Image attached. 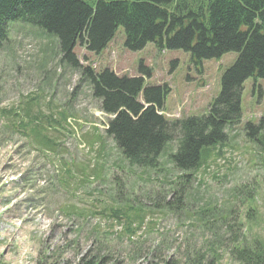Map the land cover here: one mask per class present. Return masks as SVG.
Segmentation results:
<instances>
[{"label": "rangeland", "instance_id": "374dc122", "mask_svg": "<svg viewBox=\"0 0 264 264\" xmlns=\"http://www.w3.org/2000/svg\"><path fill=\"white\" fill-rule=\"evenodd\" d=\"M124 39L119 27L98 54L77 42L80 65L71 68L60 62L55 36L8 24L0 45V264H83L96 257L103 264H237L225 234L233 209L240 243L264 244V135L245 133L246 123L264 117V78L243 82L240 122L227 129L207 167L183 184L169 160L176 139L154 171L126 162L105 135L107 117L82 72L108 69L142 75L145 86L168 85L163 115L171 121L206 114L237 53L197 64L183 50L154 43L128 51ZM178 184L182 204L168 210L163 204L175 202ZM211 209L215 225L205 231L202 214ZM115 210L125 218L111 219ZM140 218L129 237L128 223Z\"/></svg>", "mask_w": 264, "mask_h": 264}, {"label": "trees", "instance_id": "16d2710c", "mask_svg": "<svg viewBox=\"0 0 264 264\" xmlns=\"http://www.w3.org/2000/svg\"><path fill=\"white\" fill-rule=\"evenodd\" d=\"M14 22L55 36L60 62L71 68L80 65L73 51L77 42L98 54L119 27L124 31V47L132 52L154 43L160 49L183 50L197 64L237 53L222 74L220 92L206 114L171 121L162 114L168 85L145 86L142 75L117 76L108 69L95 72L87 67L82 72L92 98L99 102V111L111 117L105 135L126 162L154 171L166 143L176 139V150L169 160L180 172L178 180L183 184H189L194 173L207 167L215 150L226 141L227 129L240 122L243 82L249 77L264 78V0H0V45L7 38L8 24ZM139 72L150 75L143 65ZM245 133L253 139L264 135V117L256 125L246 123ZM178 186L175 202L166 200L163 204L168 210L176 211L182 204L183 186ZM213 211L202 214L205 231H212L215 225ZM231 211L225 227L233 247L228 249L229 258L237 264H264V244L256 240L240 243L241 224L233 216L236 210ZM123 217L115 210L110 218L117 221ZM142 224L143 218L136 225L130 221L128 236ZM102 259L96 257L83 264H103Z\"/></svg>", "mask_w": 264, "mask_h": 264}]
</instances>
